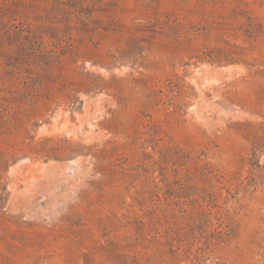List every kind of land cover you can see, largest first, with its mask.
<instances>
[{
	"label": "rangeland",
	"instance_id": "obj_1",
	"mask_svg": "<svg viewBox=\"0 0 264 264\" xmlns=\"http://www.w3.org/2000/svg\"><path fill=\"white\" fill-rule=\"evenodd\" d=\"M0 264H264V0H0Z\"/></svg>",
	"mask_w": 264,
	"mask_h": 264
}]
</instances>
